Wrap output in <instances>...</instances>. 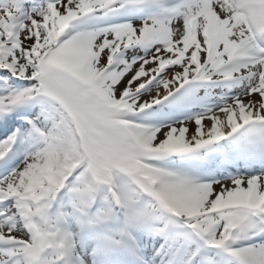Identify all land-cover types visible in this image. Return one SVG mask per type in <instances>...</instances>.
<instances>
[{
	"label": "snow or ice",
	"instance_id": "snow-or-ice-1",
	"mask_svg": "<svg viewBox=\"0 0 264 264\" xmlns=\"http://www.w3.org/2000/svg\"><path fill=\"white\" fill-rule=\"evenodd\" d=\"M0 264H264V0H0Z\"/></svg>",
	"mask_w": 264,
	"mask_h": 264
}]
</instances>
